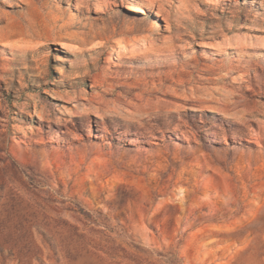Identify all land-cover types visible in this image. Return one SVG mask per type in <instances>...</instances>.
Wrapping results in <instances>:
<instances>
[{
    "label": "rangeland",
    "instance_id": "1",
    "mask_svg": "<svg viewBox=\"0 0 264 264\" xmlns=\"http://www.w3.org/2000/svg\"><path fill=\"white\" fill-rule=\"evenodd\" d=\"M0 264H264V0H0Z\"/></svg>",
    "mask_w": 264,
    "mask_h": 264
}]
</instances>
